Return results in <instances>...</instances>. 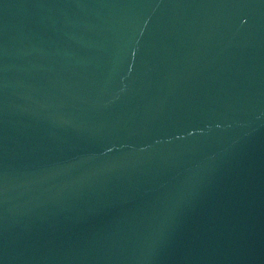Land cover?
I'll use <instances>...</instances> for the list:
<instances>
[{"label": "water", "instance_id": "water-1", "mask_svg": "<svg viewBox=\"0 0 264 264\" xmlns=\"http://www.w3.org/2000/svg\"><path fill=\"white\" fill-rule=\"evenodd\" d=\"M0 264H264V0H0Z\"/></svg>", "mask_w": 264, "mask_h": 264}]
</instances>
